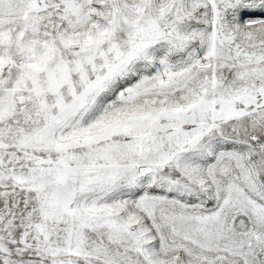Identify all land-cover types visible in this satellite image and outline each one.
Masks as SVG:
<instances>
[{
  "label": "snow or ice",
  "instance_id": "1",
  "mask_svg": "<svg viewBox=\"0 0 264 264\" xmlns=\"http://www.w3.org/2000/svg\"><path fill=\"white\" fill-rule=\"evenodd\" d=\"M0 264H264V0H0Z\"/></svg>",
  "mask_w": 264,
  "mask_h": 264
}]
</instances>
